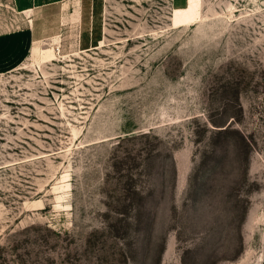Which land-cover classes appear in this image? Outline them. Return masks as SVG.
Segmentation results:
<instances>
[{"label": "rangeland", "instance_id": "1", "mask_svg": "<svg viewBox=\"0 0 264 264\" xmlns=\"http://www.w3.org/2000/svg\"><path fill=\"white\" fill-rule=\"evenodd\" d=\"M60 34L0 74V264H264V0H66Z\"/></svg>", "mask_w": 264, "mask_h": 264}, {"label": "crops", "instance_id": "2", "mask_svg": "<svg viewBox=\"0 0 264 264\" xmlns=\"http://www.w3.org/2000/svg\"><path fill=\"white\" fill-rule=\"evenodd\" d=\"M65 2L66 0L0 1V74L19 69L27 63L37 41L60 34ZM174 2L178 6L185 4V0ZM61 37L62 34L60 40Z\"/></svg>", "mask_w": 264, "mask_h": 264}]
</instances>
